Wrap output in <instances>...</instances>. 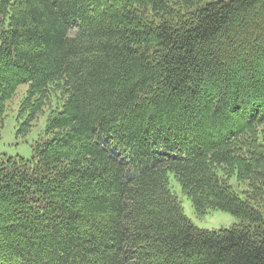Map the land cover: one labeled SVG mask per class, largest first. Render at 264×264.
<instances>
[{
	"label": "trees",
	"instance_id": "1",
	"mask_svg": "<svg viewBox=\"0 0 264 264\" xmlns=\"http://www.w3.org/2000/svg\"><path fill=\"white\" fill-rule=\"evenodd\" d=\"M24 86L0 264H264V0H0V126Z\"/></svg>",
	"mask_w": 264,
	"mask_h": 264
},
{
	"label": "rangeland",
	"instance_id": "2",
	"mask_svg": "<svg viewBox=\"0 0 264 264\" xmlns=\"http://www.w3.org/2000/svg\"><path fill=\"white\" fill-rule=\"evenodd\" d=\"M27 92V86L19 88L16 96L7 104L5 114L2 117V125L0 126V129L3 126L0 130V155L28 160L34 155L33 147L35 143L47 136L46 119L48 116V109L44 112V115L33 122L34 127L28 134L24 135L21 132L20 125H22V120H19L18 115L22 112V104L24 100H26ZM52 98L56 100L55 97ZM189 137L192 138L193 135H189ZM170 179L171 190L181 203L185 216L197 228L208 231H218L231 228L241 223L238 217L223 210H215L204 215H198L191 199L183 193L177 180L174 179L172 175ZM51 180L57 182L59 179L52 178ZM231 184L238 191L239 184L236 178L231 180ZM56 191H59V189L57 188ZM241 197H243V195H241ZM35 202V198L30 201L31 204H35Z\"/></svg>",
	"mask_w": 264,
	"mask_h": 264
}]
</instances>
